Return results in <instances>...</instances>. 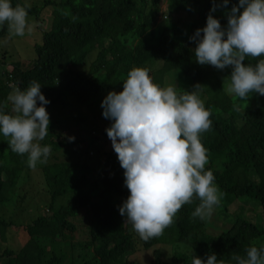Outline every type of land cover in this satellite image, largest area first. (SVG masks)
I'll return each mask as SVG.
<instances>
[{
  "label": "trees",
  "instance_id": "1",
  "mask_svg": "<svg viewBox=\"0 0 264 264\" xmlns=\"http://www.w3.org/2000/svg\"><path fill=\"white\" fill-rule=\"evenodd\" d=\"M12 3L25 5L23 0ZM238 3L229 0L212 15L226 26L228 11ZM47 6L54 11L42 42L35 44L36 56L11 63L0 58V106L10 112L15 89L23 90L33 80L41 83L50 100V124L40 143L50 144L52 153L35 168L41 169L51 202L46 214L25 225L29 239L23 247L5 248L0 264H191L193 254L206 259L213 252L225 264H235L233 257L246 256L250 246H264V106H244L226 94L231 66L199 64L196 41L190 39L206 25L213 0H44L40 9ZM162 15L168 20L162 21ZM9 31L5 22L0 36ZM262 58L247 57L244 63L254 65ZM134 67L150 69L153 81L164 87L167 77L175 76L178 92L200 84L212 113L211 129L201 134L208 150L206 169L226 195L217 206L218 225L210 217L211 223L192 217L200 203L195 196L163 235L147 241L120 214L129 190L113 145L107 149L106 129L112 121L103 116L101 104L108 92L123 90ZM68 101L80 128L57 134L60 122L58 116L53 119L52 109ZM35 168L28 166L27 154L12 151L0 134V205L9 200L23 173ZM238 200L252 203L259 215L231 214L230 206ZM12 223L0 217L2 241ZM76 232L81 240L74 239ZM166 246L172 251L169 258H164ZM150 250V261L137 258Z\"/></svg>",
  "mask_w": 264,
  "mask_h": 264
},
{
  "label": "clouds",
  "instance_id": "2",
  "mask_svg": "<svg viewBox=\"0 0 264 264\" xmlns=\"http://www.w3.org/2000/svg\"><path fill=\"white\" fill-rule=\"evenodd\" d=\"M228 3L222 0L218 5L213 0L206 25L197 28L190 39L196 41L199 64L218 69L231 66L224 91L242 101L252 93L264 95V58L254 65L244 63L247 57H264V0H239L228 11L227 25L222 26L212 12ZM30 7L0 0V27L7 22L13 34L23 36L29 29ZM123 81L122 91H110L102 100V114L112 121L106 131L129 190L119 212L147 241L163 235L194 196L200 203L191 215L200 220L209 218L221 203L223 192L213 171L206 169L208 150L201 139L212 127V113L200 95V84L191 91L178 92L172 85L155 83L145 67L132 68ZM9 100L10 112L0 106V134L8 138L12 151L27 154L29 167L46 163L52 146L40 141L49 133L46 105L50 100L41 91V83L30 81L27 88L15 89ZM67 139L73 141L75 136ZM233 260L235 264H264V246H250L246 256ZM191 264L225 262L213 252L206 259L193 254Z\"/></svg>",
  "mask_w": 264,
  "mask_h": 264
},
{
  "label": "rangeland",
  "instance_id": "3",
  "mask_svg": "<svg viewBox=\"0 0 264 264\" xmlns=\"http://www.w3.org/2000/svg\"><path fill=\"white\" fill-rule=\"evenodd\" d=\"M25 5H31V7L38 6L37 10L33 13L28 10V22L29 29H26L23 36H18L13 34L11 31L0 36V58L6 63H11L12 61H29L36 56L35 44L42 42L43 33L48 29V24L50 23L51 16L53 13L54 6H47L42 9L40 7L44 4V0H23ZM43 3V4H42ZM162 21L168 20L162 15ZM177 84V79L175 76L171 75L167 77V86L172 85L175 87ZM237 102L243 103V105L252 104V106H264V95L259 93H252L247 100L238 101L235 96H233ZM240 99V98H238ZM243 106V107H244ZM73 103L68 101L62 106H57L52 109L53 119L55 120L58 116L60 122L59 128L57 129V134H68L75 133L74 130L80 128V123L73 121L74 113L72 111ZM59 114V115H58ZM112 147V141L108 144V148ZM111 150V149H110ZM94 157L96 152L94 151ZM41 169H31L24 172L20 178L19 184L14 188L9 195V200L0 205V217L6 218L12 221V225L7 233V239L2 241L0 237V254L3 253L5 248L18 251L25 241L29 239V234L24 231L25 225L31 223L35 218L41 214H46L48 207L51 202V195L46 191V183L44 177L41 175ZM226 195L223 194V199ZM49 200V206H48ZM219 207H215L213 214L210 216L211 222H216L218 225V220L216 221L215 214L217 213ZM258 209L249 201L238 200L236 203L230 206V212L233 215L242 214L253 216L254 213L258 214ZM259 215V214H258ZM259 217V216H258ZM257 218V215H255ZM208 223H211L206 219ZM221 220V219H220ZM258 220V219H256ZM75 240H81L80 232H76L74 235ZM185 250L190 251L189 248ZM171 249L169 246L165 247L164 258H169L171 256ZM145 257L148 261L152 259V250L147 253L139 252L137 258H140L142 262H146ZM7 257H5L6 259ZM2 259V262L5 261ZM143 264V263H141Z\"/></svg>",
  "mask_w": 264,
  "mask_h": 264
}]
</instances>
